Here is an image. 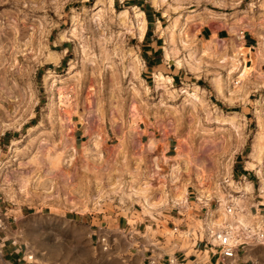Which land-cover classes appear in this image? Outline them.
<instances>
[{
    "label": "rangeland",
    "instance_id": "rangeland-1",
    "mask_svg": "<svg viewBox=\"0 0 264 264\" xmlns=\"http://www.w3.org/2000/svg\"><path fill=\"white\" fill-rule=\"evenodd\" d=\"M125 1L0 0V136H15L0 148V198L5 207L24 208L25 237L59 264L89 261L82 254L86 232L55 213L79 212L80 202L90 212L107 203L178 207L174 190L187 184L188 202L210 195L202 201L222 202L243 219L250 196L232 170L236 157L247 160L256 118L233 114L238 104L220 102L211 88L217 81L238 92L242 78L231 77L238 62L219 56L218 43L188 31L175 36L179 9L166 0L160 8L176 17L168 28V65L147 72L138 54L139 11ZM51 51L56 60L45 61ZM177 72L181 79L167 80ZM192 92L201 102L191 100ZM98 132L104 139L94 148ZM59 154L69 162L67 180L53 163ZM262 156L257 151L248 161L264 162Z\"/></svg>",
    "mask_w": 264,
    "mask_h": 264
},
{
    "label": "crops",
    "instance_id": "crops-1",
    "mask_svg": "<svg viewBox=\"0 0 264 264\" xmlns=\"http://www.w3.org/2000/svg\"><path fill=\"white\" fill-rule=\"evenodd\" d=\"M165 1L158 0V5L153 0L124 2L126 7L142 13L144 29L138 37V54L149 73L168 65L167 44L171 39L168 28H172L176 17L171 16L173 11L160 8ZM175 3L171 8H178L180 14V27L173 26L175 36L188 31L189 37L200 42L218 43L219 56L238 62L236 71L228 75L232 73L234 80L242 78L238 80L239 91L233 90L229 83L221 87L214 81L213 95L220 102L237 103L239 109L233 114L256 118L258 129L249 144L247 160L236 157L232 170L233 177L243 179L244 189L249 191L242 211L244 218H236L230 212L227 215L225 204L203 202L206 196L203 193L201 199L199 196L196 202H188L187 184L174 190L173 199L178 198L177 194L184 198L178 207L125 210L107 203L90 212L81 210L89 206L83 201L79 203V212L69 209L55 212L87 234L82 254L88 255L89 261L84 258L76 264H169L172 258L181 264H264V239H259V234H264V162L248 161L254 159L252 155L257 151L264 153V0H175ZM59 45L68 52L66 42ZM181 78L177 72L168 79ZM14 137V134L7 138L5 134L0 136V148ZM158 199L164 200L163 196ZM0 205V264H59L46 257L39 241L40 245L32 246L25 237L24 208L5 207L1 198ZM152 205L149 200L147 206ZM224 232L237 243L232 258L219 253L215 234Z\"/></svg>",
    "mask_w": 264,
    "mask_h": 264
},
{
    "label": "bare ground",
    "instance_id": "bare-ground-1",
    "mask_svg": "<svg viewBox=\"0 0 264 264\" xmlns=\"http://www.w3.org/2000/svg\"><path fill=\"white\" fill-rule=\"evenodd\" d=\"M125 14H126V10H122V11H120L119 12V15H124L125 16ZM135 19H137L138 20V23L135 25V26H137V28L136 29H138V30H141V32L143 31V29H144V21H143V19H142V13L141 12H138L137 14H136V18ZM182 32V28H179V33H181ZM74 33V29H72L71 30V34H73ZM70 34V35H71ZM140 35H141V33H140ZM167 54V53H166ZM44 56V60L45 61H54V60H56V58H55V56H54V53L53 52H48L47 54H45V55H43ZM43 61V60H42ZM187 61V60H186ZM157 79L159 80V81H162V80H165L166 78H164L163 76H157ZM167 80H169V79H167ZM48 87L50 88V89H53L55 86H56V80L53 78H49L48 79ZM159 84V83H158ZM219 85V84H218ZM195 90H197V86L194 88ZM134 90V89H133ZM194 90V91H195ZM221 89L217 86V89H216V91H218L217 93H221V91H220ZM51 91V90H50ZM184 92V91H183ZM189 94V93H188ZM191 97V100L193 101V102H201V99H200V96L197 94V92H192L191 94H189ZM221 96V95H220ZM28 97V96H27ZM223 97V96H222ZM133 107V106H132ZM231 117H233V116H231ZM230 117V118H231ZM226 118H228V117H226ZM233 121V120H232ZM232 123V122H231ZM233 124V123H232ZM33 127H31V128H29V129H32ZM90 135V134H89ZM91 136H92V133H91ZM103 136L104 135H102V133L101 132H98L95 136H93V138H92V143H93V147L94 148H96V147H98L99 145H100V143H101V141H102V139H104L103 138ZM147 145V144H146ZM149 148H151L152 147V145H153V142H149ZM67 147H69V146H67ZM64 151V150H63ZM63 151H61L60 153H62ZM85 149H84V154H85ZM73 151H72V148H71V153H72ZM66 154H68V151H66ZM70 154V153H69ZM65 155V154H64ZM72 155H73V153L72 154H70L69 156L70 157H72ZM85 156V155H84ZM100 156V155H99ZM65 159H67V158H65V157H61L60 156V154H59V156H58V159H54L55 161H53V163H56V164H59L60 165V168L58 169V172L60 173L59 175L64 179V180H67V172H66V170H67V166H68V161H66ZM100 160V159H99ZM50 161V160H49ZM98 161V160H97ZM53 170V169H52ZM171 170V169H170ZM57 172V173H58ZM170 175V174H169ZM53 176V175H52ZM48 177V176H47ZM53 178V177H52ZM48 182V181H47ZM50 182H52V181H50ZM243 187H246V186H243ZM244 189V188H243ZM176 190H177V188H176ZM245 190V189H244ZM247 190V189H246ZM245 190V191H246ZM244 192V191H243ZM99 193V192H98ZM178 193H180L179 191H178ZM182 194V193H181ZM175 195V194H174ZM178 195H180V194H177V199H178V201L181 199L182 201L181 202H183V199L181 198V196L179 197ZM199 196H201V194L199 195ZM174 197V196H173ZM182 197H183V195H182ZM210 195H207V197H204V198H206V200L208 199H210ZM180 198V199H179ZM202 197H200V199H201ZM174 199H176V197L174 198ZM177 199H176V201H177ZM186 200V199H185ZM184 200V201H185ZM220 203V202H219ZM222 203V202H221ZM221 206H222V204H220ZM224 205V204H223ZM220 206V207H221ZM223 207V206H222ZM219 208V207H218ZM224 208V207H223ZM225 210V209H224ZM230 213H231V211H229ZM228 212V214L227 215H229L230 213ZM223 215L224 216H226V212L224 211L223 212ZM228 217V216H227ZM232 217V216H231ZM239 218H241V217H239ZM242 219V218H241ZM238 223V222H237ZM240 223L242 224L243 222H241L240 221ZM239 223V224H240ZM238 224V225H239ZM244 224V223H243ZM236 225V224H235ZM234 226V225H233ZM232 227V225L230 226V228ZM233 233V232H232ZM228 238H231V237H229V234H228V236H227ZM231 240H232V238H231ZM234 240V239H233ZM232 240V241H233Z\"/></svg>",
    "mask_w": 264,
    "mask_h": 264
},
{
    "label": "built area",
    "instance_id": "built-area-1",
    "mask_svg": "<svg viewBox=\"0 0 264 264\" xmlns=\"http://www.w3.org/2000/svg\"><path fill=\"white\" fill-rule=\"evenodd\" d=\"M242 196V195H241ZM239 196V197H241ZM233 208V207H232ZM231 207H227L228 212L232 211ZM224 233H218L215 234V239L217 241V246L219 248V253L221 254L222 257L224 258H232L234 255V248L237 246L236 242H232ZM259 239H264V234H259ZM103 240V239H102ZM169 264H181L178 263L175 259H169Z\"/></svg>",
    "mask_w": 264,
    "mask_h": 264
},
{
    "label": "trees",
    "instance_id": "trees-1",
    "mask_svg": "<svg viewBox=\"0 0 264 264\" xmlns=\"http://www.w3.org/2000/svg\"><path fill=\"white\" fill-rule=\"evenodd\" d=\"M232 111H235V110H232Z\"/></svg>",
    "mask_w": 264,
    "mask_h": 264
}]
</instances>
